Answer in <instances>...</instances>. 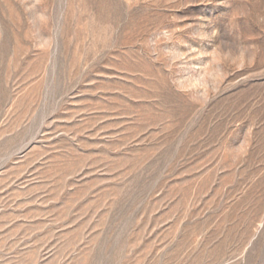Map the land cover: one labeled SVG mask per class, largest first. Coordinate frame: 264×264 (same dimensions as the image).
<instances>
[{
    "label": "rangeland",
    "instance_id": "obj_1",
    "mask_svg": "<svg viewBox=\"0 0 264 264\" xmlns=\"http://www.w3.org/2000/svg\"><path fill=\"white\" fill-rule=\"evenodd\" d=\"M0 264H264V0H0Z\"/></svg>",
    "mask_w": 264,
    "mask_h": 264
}]
</instances>
